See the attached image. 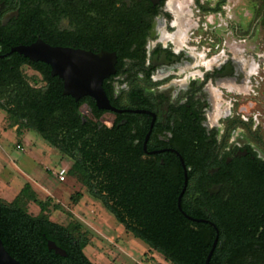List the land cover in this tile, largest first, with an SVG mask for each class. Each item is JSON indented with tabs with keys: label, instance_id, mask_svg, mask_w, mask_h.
Segmentation results:
<instances>
[{
	"label": "flooded vegetation",
	"instance_id": "obj_1",
	"mask_svg": "<svg viewBox=\"0 0 264 264\" xmlns=\"http://www.w3.org/2000/svg\"><path fill=\"white\" fill-rule=\"evenodd\" d=\"M179 1L0 0V76L63 92L50 64L15 49L107 53L101 86L113 111L86 96L87 116L94 106L149 170L167 167L181 218L217 236L210 264H264V136L237 111L259 66L245 50L199 53L187 29L197 6Z\"/></svg>",
	"mask_w": 264,
	"mask_h": 264
},
{
	"label": "trees",
	"instance_id": "obj_2",
	"mask_svg": "<svg viewBox=\"0 0 264 264\" xmlns=\"http://www.w3.org/2000/svg\"><path fill=\"white\" fill-rule=\"evenodd\" d=\"M204 13L208 9L194 0ZM224 0L212 12H219ZM264 26V0L261 9ZM5 84V85H4ZM6 86L10 89H3ZM0 110L11 127L34 131L72 161L68 173L99 199L125 232L159 252L173 264H205L211 239L197 233L176 209V183L167 167L149 170L130 150L125 136L81 113L83 101L62 95V88L33 90L19 76H0ZM80 194L71 197L75 203ZM48 199L40 201L25 184L10 203L0 199V239L8 254L21 264H93L84 255L88 232L81 225L61 226L49 218ZM31 206L39 208L37 215ZM56 208V207H55ZM65 251L60 257L47 250V241ZM210 264V263H209Z\"/></svg>",
	"mask_w": 264,
	"mask_h": 264
},
{
	"label": "rangeland",
	"instance_id": "obj_3",
	"mask_svg": "<svg viewBox=\"0 0 264 264\" xmlns=\"http://www.w3.org/2000/svg\"><path fill=\"white\" fill-rule=\"evenodd\" d=\"M222 0H200L209 10L204 13L192 6L193 22L187 25L188 35L199 53L217 54L229 49L245 50L259 66L258 74L251 79L245 94L237 96L241 111L240 120L250 124L264 136V26L263 0H224L219 12H212ZM194 2V1H193ZM183 5L190 3L184 0ZM198 11V12H196ZM31 82L32 77L27 76ZM81 113L87 116L86 110ZM103 126L110 128L102 118ZM20 149H17V147ZM11 159V162L9 160ZM5 161L18 183L31 184L40 201L49 200V218L61 226L70 223L81 225L88 232L89 245L83 253L93 264H173L157 251L125 232L103 203L90 194L87 187L68 173L72 161L47 143L34 131L11 127L7 114L0 110V162ZM67 169L63 182L57 172ZM10 174V177H14ZM76 194L81 199L71 200ZM56 207V208H55ZM39 208L31 206L30 213L37 215Z\"/></svg>",
	"mask_w": 264,
	"mask_h": 264
},
{
	"label": "water",
	"instance_id": "obj_4",
	"mask_svg": "<svg viewBox=\"0 0 264 264\" xmlns=\"http://www.w3.org/2000/svg\"><path fill=\"white\" fill-rule=\"evenodd\" d=\"M15 52L31 61L50 64L53 69L52 75L58 76L64 82L63 96H69L75 102L87 96L95 101L98 110L113 111L101 86L102 81L113 72V65L107 53L93 55L80 50L49 47L41 50L36 45L17 48ZM56 60L64 61L65 65L58 66ZM181 195L178 197V207H180ZM216 244L217 236L211 245L205 264H209ZM46 246L49 252H54L57 256L63 258L67 256L65 251L56 246L53 241H47ZM0 264H21L8 254L1 239Z\"/></svg>",
	"mask_w": 264,
	"mask_h": 264
},
{
	"label": "crops",
	"instance_id": "obj_5",
	"mask_svg": "<svg viewBox=\"0 0 264 264\" xmlns=\"http://www.w3.org/2000/svg\"><path fill=\"white\" fill-rule=\"evenodd\" d=\"M9 162H11V159L9 160ZM10 174L14 176V174L10 172L9 168L5 164V161H1L0 162V199L8 203L14 200V198L18 195V193L26 184V183L24 184L18 183L16 181L17 179L15 178V176L10 177ZM33 190L36 192L35 189Z\"/></svg>",
	"mask_w": 264,
	"mask_h": 264
},
{
	"label": "built area",
	"instance_id": "obj_6",
	"mask_svg": "<svg viewBox=\"0 0 264 264\" xmlns=\"http://www.w3.org/2000/svg\"><path fill=\"white\" fill-rule=\"evenodd\" d=\"M17 149H20V147L18 146ZM67 174V169L65 168H61L58 172H57V179L59 182H63L65 180V176Z\"/></svg>",
	"mask_w": 264,
	"mask_h": 264
},
{
	"label": "bare ground",
	"instance_id": "obj_7",
	"mask_svg": "<svg viewBox=\"0 0 264 264\" xmlns=\"http://www.w3.org/2000/svg\"><path fill=\"white\" fill-rule=\"evenodd\" d=\"M180 2V1H179ZM180 3H182V2H180ZM182 7V6H181ZM183 30V29H182ZM182 35V34H181ZM181 37V36H180Z\"/></svg>",
	"mask_w": 264,
	"mask_h": 264
}]
</instances>
